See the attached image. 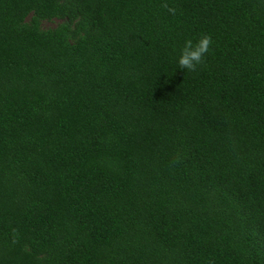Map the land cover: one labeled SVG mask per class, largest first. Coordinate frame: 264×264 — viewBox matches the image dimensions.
<instances>
[{"label":"trees","instance_id":"obj_1","mask_svg":"<svg viewBox=\"0 0 264 264\" xmlns=\"http://www.w3.org/2000/svg\"><path fill=\"white\" fill-rule=\"evenodd\" d=\"M0 264H264V0H0Z\"/></svg>","mask_w":264,"mask_h":264},{"label":"clouds","instance_id":"obj_2","mask_svg":"<svg viewBox=\"0 0 264 264\" xmlns=\"http://www.w3.org/2000/svg\"><path fill=\"white\" fill-rule=\"evenodd\" d=\"M170 11H174V9H170ZM213 44V38L208 33L200 34L194 39H185L176 58V69H181L184 72L186 70L195 71L204 62Z\"/></svg>","mask_w":264,"mask_h":264},{"label":"rangeland","instance_id":"obj_3","mask_svg":"<svg viewBox=\"0 0 264 264\" xmlns=\"http://www.w3.org/2000/svg\"><path fill=\"white\" fill-rule=\"evenodd\" d=\"M59 22L58 19L52 20V21H44V26L45 27H54L57 25V23Z\"/></svg>","mask_w":264,"mask_h":264}]
</instances>
